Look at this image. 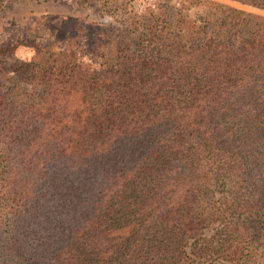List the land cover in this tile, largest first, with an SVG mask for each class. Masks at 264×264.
<instances>
[{
    "label": "trees",
    "instance_id": "16d2710c",
    "mask_svg": "<svg viewBox=\"0 0 264 264\" xmlns=\"http://www.w3.org/2000/svg\"><path fill=\"white\" fill-rule=\"evenodd\" d=\"M160 21L2 46L0 264H263L264 15Z\"/></svg>",
    "mask_w": 264,
    "mask_h": 264
},
{
    "label": "rangeland",
    "instance_id": "374dc122",
    "mask_svg": "<svg viewBox=\"0 0 264 264\" xmlns=\"http://www.w3.org/2000/svg\"><path fill=\"white\" fill-rule=\"evenodd\" d=\"M187 1L0 0V65L10 67L12 64L11 57L8 59L9 55L2 54L4 51L1 53L2 46L8 52L6 47L9 44L17 56L29 58L36 48L45 50L46 43L42 40L51 41L56 36L60 37L65 34L72 36L90 34L92 39H104L103 43L106 47L104 53L108 54L112 48L107 46L110 39L105 41L106 37L110 38L111 35L116 36L117 34L125 35L128 32L132 33L133 30L142 32L148 19L149 22L156 20L159 23L165 15L172 18L178 8ZM214 1L264 15V10L247 3L234 0ZM39 37H42L40 42ZM9 74L11 75L10 72ZM39 92L40 87L38 86L29 91L28 95ZM116 94L117 92L113 93L112 97ZM9 240L6 234L0 233V241H3V244ZM262 263L264 264V260Z\"/></svg>",
    "mask_w": 264,
    "mask_h": 264
}]
</instances>
